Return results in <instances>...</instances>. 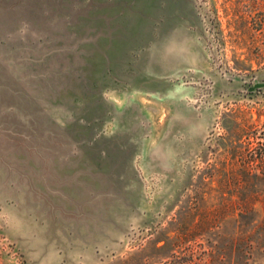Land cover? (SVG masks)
I'll return each instance as SVG.
<instances>
[{
    "label": "rangeland",
    "instance_id": "obj_1",
    "mask_svg": "<svg viewBox=\"0 0 264 264\" xmlns=\"http://www.w3.org/2000/svg\"><path fill=\"white\" fill-rule=\"evenodd\" d=\"M245 120L264 0H0V264H264Z\"/></svg>",
    "mask_w": 264,
    "mask_h": 264
},
{
    "label": "trees",
    "instance_id": "obj_2",
    "mask_svg": "<svg viewBox=\"0 0 264 264\" xmlns=\"http://www.w3.org/2000/svg\"><path fill=\"white\" fill-rule=\"evenodd\" d=\"M237 141L229 147L228 162L241 167L240 172L264 181V128L255 129L247 120L235 132ZM246 204V208H249ZM252 207H250L251 209Z\"/></svg>",
    "mask_w": 264,
    "mask_h": 264
}]
</instances>
